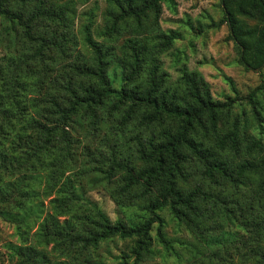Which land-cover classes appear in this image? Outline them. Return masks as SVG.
<instances>
[{
    "label": "trees",
    "instance_id": "trees-1",
    "mask_svg": "<svg viewBox=\"0 0 264 264\" xmlns=\"http://www.w3.org/2000/svg\"><path fill=\"white\" fill-rule=\"evenodd\" d=\"M106 1L107 35L130 30L129 36L119 44L113 38L107 43L95 39L86 25L82 38L86 57L71 61L77 37L70 29L68 6L50 0H0L8 48L14 46L19 52L10 56L12 75L0 90V213L24 228L23 244L17 248L20 264H95L85 251L116 236L134 239L120 264L130 260L143 264L152 251L155 223L159 242L169 246L159 213L166 207L199 234L211 217L207 204L224 220L238 218L241 227L264 230L263 140L243 137L241 116L234 112L236 100H216L200 70L185 66L170 82V74L162 68L160 54L173 46L179 33L162 30L159 21L163 5L175 13L177 1ZM220 4L221 23L229 27L238 62L247 69L262 70L264 0H220ZM67 62L69 69L64 70ZM112 62L121 68L117 82L109 74ZM256 91L248 97L260 119ZM4 94L12 104L1 99ZM117 113L121 130L135 126L133 152L140 165L129 155H120L109 142V152L101 153L105 167L100 172L108 182L121 173L123 193L138 187L145 213L138 221H112L96 202H81L70 181L51 200L54 211H47L31 234L32 219H39L45 210L40 190L31 189L35 182L26 185L24 179L5 178L4 169L18 163L46 165L50 171L47 189H53L52 183L75 157L74 132L86 127L94 130ZM8 139L18 148L7 150L2 141ZM243 150L245 156L240 159ZM191 165L198 167L199 176L186 188L182 183L194 175ZM9 205L15 213L6 209ZM260 262L264 264V251Z\"/></svg>",
    "mask_w": 264,
    "mask_h": 264
},
{
    "label": "rangeland",
    "instance_id": "rangeland-1",
    "mask_svg": "<svg viewBox=\"0 0 264 264\" xmlns=\"http://www.w3.org/2000/svg\"><path fill=\"white\" fill-rule=\"evenodd\" d=\"M50 1L58 6H68L71 10L70 29L77 37L71 61H81L86 57L82 39L86 25L89 26L95 39L107 43H112L110 40L113 38L116 39L115 43L119 44L129 36L130 30L126 33L117 32L113 37L107 35L106 16L109 6L106 0ZM176 1L177 12H171L164 4L159 21L162 30L174 29L179 33L173 46L160 54L162 68L170 74V82H174L180 76L181 69L185 66L200 70L211 83L213 97L216 100L232 98L236 100L234 112L241 116L244 126L243 137L252 135L261 138L264 142V68L247 69L238 62L234 42L229 38V27L225 22L221 23L224 13L220 0ZM4 26L5 22L0 17V90L12 75L8 63L10 56L19 53L15 51L14 46L8 48L10 43L4 33ZM63 69H69L68 62ZM109 74L115 76L117 82L121 68L112 62L109 66ZM224 74L230 76L231 80L225 79ZM255 89L257 91L254 98L260 119L255 116L253 103L248 97V94ZM1 99L6 104H12L5 94ZM119 116L120 114L117 113L109 117L94 130L86 127L74 132L75 157L67 164L61 175H58L55 183H52L53 189L49 187L47 189L50 183V171L46 165L31 166L18 163L14 168L4 169L2 175L5 178L12 180L21 178L26 180V185L35 182L31 184V189L36 187L40 190V198L44 200L45 210L39 219H32L28 227L31 234L36 231L45 213L54 211L51 200L59 196V188H66L65 184L70 181L79 193L81 202L86 200L96 202L112 221L117 218L130 222L138 221L145 213L141 206L145 200L138 197V187L131 192L123 193L119 190L122 183L121 173H117L112 181L108 182L100 172V169L105 167L100 162L101 153L109 152V142L120 151V155H129L136 164L140 165L133 152L132 137L136 134L135 126L130 125L121 130L118 123ZM0 139L2 140L1 137ZM2 142L7 150L18 148L11 143V139ZM244 156L243 150L239 158L242 159ZM191 167L194 175L189 181L182 183L186 188L193 186L199 176L198 167L196 165ZM205 206L211 217L206 220V228L203 229L202 234L187 229L173 217L168 207L159 211L165 220L164 232L169 246L165 247L159 242L156 234L157 223H155L152 231L154 236L152 251L145 256L143 264H262L260 254L264 251V230L258 231L253 225H249L247 227L249 229L241 227L240 219L230 217L224 220L223 216L218 215V211L212 213V205ZM230 208H233L232 205ZM6 209L10 210L9 212L16 211L13 205L7 206ZM12 219L13 217L0 213V264L21 262L17 248L23 244L24 228L18 227ZM133 241L134 239L131 238L123 239L116 236L86 250V256L95 264H120L121 256L129 251ZM51 247L52 243L48 245V248ZM127 264H132V261Z\"/></svg>",
    "mask_w": 264,
    "mask_h": 264
}]
</instances>
